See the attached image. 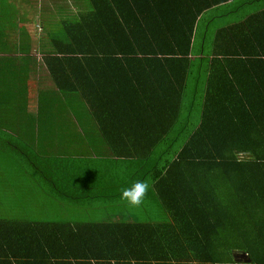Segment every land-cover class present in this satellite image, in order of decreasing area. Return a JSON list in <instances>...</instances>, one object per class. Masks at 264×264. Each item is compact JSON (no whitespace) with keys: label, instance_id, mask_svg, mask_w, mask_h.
Returning a JSON list of instances; mask_svg holds the SVG:
<instances>
[{"label":"trees","instance_id":"obj_1","mask_svg":"<svg viewBox=\"0 0 264 264\" xmlns=\"http://www.w3.org/2000/svg\"><path fill=\"white\" fill-rule=\"evenodd\" d=\"M47 5L0 0V264H264V0Z\"/></svg>","mask_w":264,"mask_h":264},{"label":"crops","instance_id":"obj_2","mask_svg":"<svg viewBox=\"0 0 264 264\" xmlns=\"http://www.w3.org/2000/svg\"><path fill=\"white\" fill-rule=\"evenodd\" d=\"M262 11H264V9H262L260 12H262ZM263 22H264V20H262L260 23H263ZM63 162H65V160H63ZM80 163H82V159L80 160ZM56 166L57 167H54V170H53V180H51L50 177L48 179H46V178L43 177V175H41L40 179L38 178L39 183H43V184H46L47 186H49V189H51L50 190L51 196L54 197V199H55L57 204H61L62 203V205H63V203H65V204H67L66 208H68V209H73L74 206L84 207L82 205V203L80 201H78V199H76V198L72 199V193H70V192H72L73 190L72 189H68L67 186H65L64 183L66 182V178L63 179V177L61 175L63 170L72 171V170L76 169L77 172H78V169H77L78 166L77 167L76 166L75 167L74 166H62V165H59V164L56 165ZM75 175H70L68 177V181L69 182H73V183H77L76 179L79 178V177L82 178L81 174L80 175L75 174ZM2 181H4V179L0 178V182H2ZM51 181H54L56 183V185L57 184L60 185V188L62 189V191H59V189L57 190L56 186H50V182ZM78 182H79V180H78ZM84 192L86 193V190ZM2 199H4V198H2ZM6 199H8V198H6ZM45 202H46V200H45ZM37 203L38 204H44V200H38ZM46 203L48 205L49 201L47 200ZM42 206H44V208H45V204L42 205Z\"/></svg>","mask_w":264,"mask_h":264},{"label":"rangeland","instance_id":"obj_3","mask_svg":"<svg viewBox=\"0 0 264 264\" xmlns=\"http://www.w3.org/2000/svg\"><path fill=\"white\" fill-rule=\"evenodd\" d=\"M17 5V9L21 16L27 21V26L32 34H45L44 21L47 20V12L43 11V4L48 8V0H10ZM42 17L44 20H42Z\"/></svg>","mask_w":264,"mask_h":264},{"label":"clouds","instance_id":"obj_4","mask_svg":"<svg viewBox=\"0 0 264 264\" xmlns=\"http://www.w3.org/2000/svg\"><path fill=\"white\" fill-rule=\"evenodd\" d=\"M149 185L143 180L134 181L130 187H126L121 192V198L132 206L141 205Z\"/></svg>","mask_w":264,"mask_h":264},{"label":"water","instance_id":"obj_5","mask_svg":"<svg viewBox=\"0 0 264 264\" xmlns=\"http://www.w3.org/2000/svg\"><path fill=\"white\" fill-rule=\"evenodd\" d=\"M242 154H244V152H241ZM234 258L236 262H250L251 258L249 257V255L247 253L244 252H236L234 254Z\"/></svg>","mask_w":264,"mask_h":264}]
</instances>
